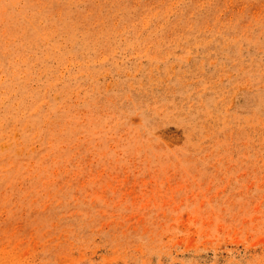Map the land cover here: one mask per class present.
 <instances>
[{
  "label": "rangeland",
  "instance_id": "rangeland-1",
  "mask_svg": "<svg viewBox=\"0 0 264 264\" xmlns=\"http://www.w3.org/2000/svg\"><path fill=\"white\" fill-rule=\"evenodd\" d=\"M0 264H264V0H0Z\"/></svg>",
  "mask_w": 264,
  "mask_h": 264
}]
</instances>
